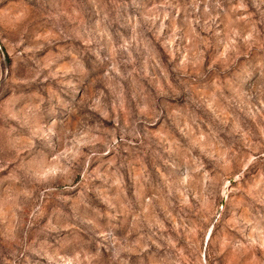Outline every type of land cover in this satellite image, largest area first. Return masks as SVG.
I'll list each match as a JSON object with an SVG mask.
<instances>
[{"label": "clouds", "instance_id": "clouds-1", "mask_svg": "<svg viewBox=\"0 0 264 264\" xmlns=\"http://www.w3.org/2000/svg\"><path fill=\"white\" fill-rule=\"evenodd\" d=\"M0 264H264V0H0Z\"/></svg>", "mask_w": 264, "mask_h": 264}]
</instances>
